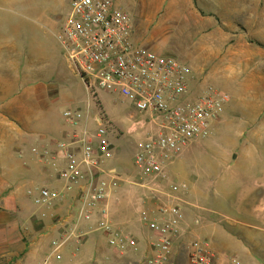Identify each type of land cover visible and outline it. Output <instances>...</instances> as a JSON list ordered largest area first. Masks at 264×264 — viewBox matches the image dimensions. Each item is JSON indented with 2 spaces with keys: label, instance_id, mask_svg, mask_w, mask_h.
Instances as JSON below:
<instances>
[{
  "label": "rangeland",
  "instance_id": "rangeland-1",
  "mask_svg": "<svg viewBox=\"0 0 264 264\" xmlns=\"http://www.w3.org/2000/svg\"><path fill=\"white\" fill-rule=\"evenodd\" d=\"M16 1L17 55L33 70L28 86H46L54 92L29 100L24 105L29 116L69 128L65 110L88 105L94 114L102 109L111 121L107 133L112 145L110 160L118 173L137 179L134 156L138 138L126 131L128 116L136 110L119 94L102 89L94 99L72 72L55 35L70 0ZM114 1L129 14L136 43L175 57L189 65L203 84L227 92L210 133L192 141L168 165V184H186L179 193L188 202L183 206L194 239L207 240L216 250L234 254L232 246L240 245L264 264V0H169L158 13V0ZM192 24L194 31L189 28ZM212 41L216 49L209 52L205 45ZM168 44L173 52L161 49ZM21 83L8 87L3 101L13 97ZM35 129L31 131L35 142L28 144L22 160L30 161L31 148L40 134L48 135L45 129ZM6 173L3 171L4 178ZM42 183L39 179L37 188ZM34 194L38 195V189ZM39 204L33 203L36 211L49 210L52 205ZM60 219H50L51 227L58 225L47 227L40 238V257L24 264H86L84 258L80 261V256L71 255L70 243L62 247L61 258H49L51 241L60 236ZM113 263L120 264L118 260Z\"/></svg>",
  "mask_w": 264,
  "mask_h": 264
},
{
  "label": "built area",
  "instance_id": "built-area-1",
  "mask_svg": "<svg viewBox=\"0 0 264 264\" xmlns=\"http://www.w3.org/2000/svg\"><path fill=\"white\" fill-rule=\"evenodd\" d=\"M55 35L72 72L94 99L98 89L117 93L137 112L129 114L126 127L138 138L134 156L138 179L131 182L145 187L152 198L151 205L138 209L139 221L152 232L139 264H166L182 230L183 212L174 199L186 188L185 183L173 182L164 187L168 165L192 141L210 133L228 94L203 84L186 63L136 43L129 14L114 0H70ZM63 116L73 127L68 139L57 143V154L64 163L58 166L54 155L49 163L64 186L36 187L34 198L35 203L51 204L64 198V190L78 187L80 202L74 221L51 242L54 257L61 258L60 248L70 240L81 239L80 222L91 220L95 211L96 226L105 232L107 244L116 254L140 252L138 239L120 230L110 212V195L120 180L114 170L105 167L112 156L107 137L111 121L101 110L94 117L93 128L79 109L65 110ZM31 150L42 160L54 152L36 146ZM68 218L60 223L66 226ZM186 248L189 264H243L238 255L219 252L207 240L192 239Z\"/></svg>",
  "mask_w": 264,
  "mask_h": 264
},
{
  "label": "crops",
  "instance_id": "crops-1",
  "mask_svg": "<svg viewBox=\"0 0 264 264\" xmlns=\"http://www.w3.org/2000/svg\"><path fill=\"white\" fill-rule=\"evenodd\" d=\"M168 1L158 0L157 13L165 7ZM16 5V0H0V97L2 99L0 101V264H24L37 260L42 252L40 238L47 227H51L50 219L57 218L58 220L63 218L60 216L69 215L66 226L59 222L61 226L57 231L61 234L72 225L79 204L77 203V198L79 199L78 187L74 186L69 190H64V198L55 201L56 203L41 204L51 205L49 210L36 211L33 206L36 196L34 190L38 187L39 179L43 181L42 186L52 189L63 188L64 182H61L62 180L49 160L54 155L58 166L63 165L64 161L57 154V143L67 140L68 133L73 127L70 124L69 128L56 127L48 119H44L42 122L41 120L36 121L29 116L24 107L29 100L38 99L46 93L53 95L54 92L52 88L46 86H28L27 80L33 74V70L26 62L20 61L17 55L18 38L14 15ZM192 25L189 28L190 30L193 28L194 31L195 24ZM138 35L139 38H143L142 34L137 33ZM205 47V50L209 52L214 51L216 43L212 41ZM164 48L167 52H173V46L169 44L166 47H161L163 50ZM18 82H22L20 84L22 87H19L13 97L3 101V98L8 96L7 88L12 84L17 86ZM79 110L87 119L89 127L93 128L95 126L94 117L98 115V112L93 114L88 105ZM33 128L40 129L41 132L44 129L48 131V135L45 132L40 134L35 146L54 152L44 160L30 154L31 160L25 161L21 158L24 159L27 154L28 144L35 142L33 141L35 133L31 132ZM110 159L105 162V167L111 168L120 177L118 187L112 191L109 199L111 216L120 230L138 239L141 251L138 253L128 252L123 255L116 254L107 244L105 232L96 226L98 219L96 211L91 220H81L79 225L82 233L81 239H72L67 245L70 243V248L72 246L71 255L80 256V261L84 258L83 261L86 264H114L113 260H118L120 264H139L143 252L148 248L152 232L139 221L138 209L141 206L151 205L152 198L145 187L131 182L138 178L118 173L117 166ZM6 170L8 174L6 173V178H4L3 171ZM168 182L167 178L163 183L164 187L168 185ZM29 189H33V192L28 193ZM174 201L183 212L182 230L173 242L172 256L166 264H189L186 245L190 239H194L195 235H193L194 230L191 228L183 206L188 202L186 196L181 193ZM64 210L65 212H63ZM56 225L58 224H53L51 228ZM225 235L231 237L228 233ZM102 239L103 241H101ZM232 249L239 254L236 253L243 264H261L253 254L245 248L243 249L242 246L235 244ZM217 251L226 252L225 250ZM51 257H54L53 247L49 258Z\"/></svg>",
  "mask_w": 264,
  "mask_h": 264
},
{
  "label": "water",
  "instance_id": "water-1",
  "mask_svg": "<svg viewBox=\"0 0 264 264\" xmlns=\"http://www.w3.org/2000/svg\"><path fill=\"white\" fill-rule=\"evenodd\" d=\"M234 156H235V154H234Z\"/></svg>",
  "mask_w": 264,
  "mask_h": 264
}]
</instances>
